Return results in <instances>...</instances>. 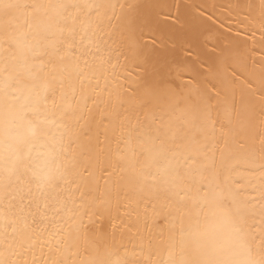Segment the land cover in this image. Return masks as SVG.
Segmentation results:
<instances>
[{"label":"snow or ice","instance_id":"obj_1","mask_svg":"<svg viewBox=\"0 0 264 264\" xmlns=\"http://www.w3.org/2000/svg\"><path fill=\"white\" fill-rule=\"evenodd\" d=\"M0 264H264V0H0Z\"/></svg>","mask_w":264,"mask_h":264}]
</instances>
